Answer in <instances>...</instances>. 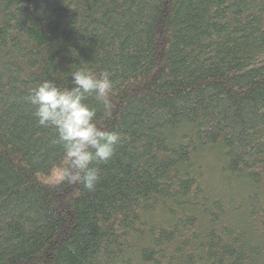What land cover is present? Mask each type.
Listing matches in <instances>:
<instances>
[{"label":"trees","instance_id":"trees-1","mask_svg":"<svg viewBox=\"0 0 264 264\" xmlns=\"http://www.w3.org/2000/svg\"><path fill=\"white\" fill-rule=\"evenodd\" d=\"M80 69L92 191L26 99ZM0 264H264V0H0Z\"/></svg>","mask_w":264,"mask_h":264},{"label":"clouds","instance_id":"clouds-1","mask_svg":"<svg viewBox=\"0 0 264 264\" xmlns=\"http://www.w3.org/2000/svg\"><path fill=\"white\" fill-rule=\"evenodd\" d=\"M72 86L61 88L54 81L45 80L32 89L26 97L35 106L34 113L39 126L51 127L56 132L54 143L63 149L67 167L60 174L70 184H82L86 190L95 189L101 170L93 163H107L122 142L119 133L98 127L97 112L84 101L87 95L104 106L105 112L112 107L109 99L114 83L108 71L96 75L80 69L71 74Z\"/></svg>","mask_w":264,"mask_h":264}]
</instances>
